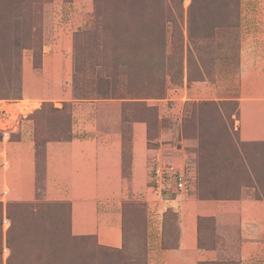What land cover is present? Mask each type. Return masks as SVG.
<instances>
[{
	"label": "rangeland",
	"instance_id": "obj_1",
	"mask_svg": "<svg viewBox=\"0 0 264 264\" xmlns=\"http://www.w3.org/2000/svg\"><path fill=\"white\" fill-rule=\"evenodd\" d=\"M263 43L264 0H0V105L38 106L30 196H9L0 150V264H150L191 213L198 249L216 254L197 264H241L253 239L251 264H264V140L241 142L236 123L238 99L264 82ZM81 114L118 139L111 169L119 152L127 198L97 213L118 214L120 248L72 236L69 201L47 187L45 144L85 138ZM6 125L2 144L18 138ZM158 164L186 166L187 191L156 192ZM200 201L218 210L197 214Z\"/></svg>",
	"mask_w": 264,
	"mask_h": 264
},
{
	"label": "crops",
	"instance_id": "obj_2",
	"mask_svg": "<svg viewBox=\"0 0 264 264\" xmlns=\"http://www.w3.org/2000/svg\"><path fill=\"white\" fill-rule=\"evenodd\" d=\"M264 48V43H263ZM264 56V52H263ZM258 88V87H257ZM257 93L251 97L239 98V140L241 142H261L264 140V82L257 89ZM22 99L21 101H23ZM75 104V103H73ZM93 105H101L94 103ZM20 105H0V125L9 137L17 136V140H8L6 144L0 142V150L5 151V162L3 166L10 167V176L13 181L9 183V190L5 195L14 198L18 194L30 196L27 184L33 180L34 150L31 142L34 125L29 119V114L38 108L37 105L32 110L20 111ZM82 106V105H80ZM81 108V107H80ZM27 110V109H25ZM16 112H18L16 114ZM84 115L80 121L89 125V129L81 127V133H88L85 138H71L68 141L49 142L45 144L47 187L57 192V200L69 201L71 207V235L96 236L97 243L112 248L121 246V225L117 218V213H112L108 208L107 213L98 214L97 205L100 203L110 204L114 207L120 205L125 194V186L121 178L120 157L118 153L113 160L114 166L111 169L110 143L116 146L117 137L112 134H104L97 126L92 125L88 120L89 115ZM79 121V120H78ZM81 125H83L81 123ZM0 133H3L0 129ZM0 161H2L0 159ZM90 167V169L88 168ZM64 173L65 179L59 178ZM16 180V183H15ZM20 188L19 192L16 187ZM15 187V188H14ZM64 189L67 191L63 192ZM76 189L82 191L78 197H72L69 191ZM27 190V191H26ZM90 190L97 191L96 195H90ZM175 199L167 198L162 205L165 208H173ZM115 204V206L113 205ZM117 205V206H116ZM108 206V205H106ZM197 214L209 216L211 210L217 211L215 203L196 202ZM177 212L183 215V209L176 208ZM250 207L247 206V211ZM196 213L190 214L186 223L180 227L176 246L174 248L159 249L153 256L150 264H197L198 261L211 260V252L199 250L197 247V231L195 225ZM250 220L258 222V217L250 216ZM156 244V243H155ZM224 254H228L224 252ZM238 262L242 264L253 263V258L259 259L262 256L261 244L254 239L252 241L243 240L239 246Z\"/></svg>",
	"mask_w": 264,
	"mask_h": 264
},
{
	"label": "built area",
	"instance_id": "obj_3",
	"mask_svg": "<svg viewBox=\"0 0 264 264\" xmlns=\"http://www.w3.org/2000/svg\"><path fill=\"white\" fill-rule=\"evenodd\" d=\"M4 136H7V134L4 133ZM189 173L184 165L180 169H175L172 166L158 164L153 171V189L159 194L171 187L173 191L186 192ZM6 193L7 189L3 190V194L5 195ZM4 222L5 224L9 223L5 218Z\"/></svg>",
	"mask_w": 264,
	"mask_h": 264
},
{
	"label": "trees",
	"instance_id": "obj_4",
	"mask_svg": "<svg viewBox=\"0 0 264 264\" xmlns=\"http://www.w3.org/2000/svg\"><path fill=\"white\" fill-rule=\"evenodd\" d=\"M192 3H193V0H192ZM192 8H194V7H192ZM190 11H191V14H192V10H190ZM193 20H195V19H191V23H193ZM75 238H78V237H75Z\"/></svg>",
	"mask_w": 264,
	"mask_h": 264
}]
</instances>
